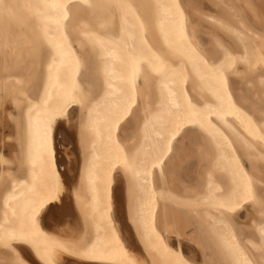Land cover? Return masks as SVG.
Segmentation results:
<instances>
[{
  "label": "bare ground",
  "instance_id": "obj_1",
  "mask_svg": "<svg viewBox=\"0 0 264 264\" xmlns=\"http://www.w3.org/2000/svg\"><path fill=\"white\" fill-rule=\"evenodd\" d=\"M194 1L0 0V235L30 231V264H112L121 246L137 264H264L261 209L219 207L245 172L264 184V37L213 0L235 47L211 53Z\"/></svg>",
  "mask_w": 264,
  "mask_h": 264
},
{
  "label": "snow or ice",
  "instance_id": "obj_2",
  "mask_svg": "<svg viewBox=\"0 0 264 264\" xmlns=\"http://www.w3.org/2000/svg\"><path fill=\"white\" fill-rule=\"evenodd\" d=\"M88 6L91 7L90 4ZM46 7H48V5H46ZM51 7L56 8L61 13V15L58 16L55 20L57 24H59L61 17L63 19L68 18L67 2L55 3L51 5ZM141 26L143 27V25ZM78 65H79V61H77V66ZM135 75H136V69L134 67L133 77H132L133 91L135 89ZM221 84L222 87L226 90L228 87L227 79L221 77ZM262 119H264V117H262ZM118 126H119V120L116 121L114 127L118 128ZM174 138L175 136H173V139ZM167 150L169 152L172 150L171 141L168 142ZM3 162L7 163V161H3ZM125 166L127 167V165ZM244 175L246 177V183L244 185L243 196L236 198L234 200L230 198L222 202L219 205V207L221 209H226L229 212H234L236 211V209L242 206V203L250 202L253 205H257L261 209V216L264 217V184L261 185V191L259 195H257L253 187L255 181L251 177H248L247 172H245ZM260 231H261V236H264V228H261ZM31 236L32 233L30 231H25L23 229H21L18 232H11V233H5L4 235H0V252H3L5 256V259L3 261H0V264H30L28 258L23 254L21 250L18 249L17 245L20 244L26 246L27 245L34 246V241L31 239ZM59 246L62 247V245ZM259 251L261 252L262 257H264V243L261 244ZM85 256L89 259L99 258L95 255L94 252L91 251L85 253ZM107 259H109L112 262V264H137L135 260L129 259V253L126 250H124L122 246L110 252L109 255L107 256ZM184 264H187V262L185 261ZM245 264H252V262L246 260Z\"/></svg>",
  "mask_w": 264,
  "mask_h": 264
},
{
  "label": "rangeland",
  "instance_id": "obj_3",
  "mask_svg": "<svg viewBox=\"0 0 264 264\" xmlns=\"http://www.w3.org/2000/svg\"><path fill=\"white\" fill-rule=\"evenodd\" d=\"M247 1L251 3V6L254 10H258L260 12L256 14V17H253L252 13H250L249 10L245 8L242 4L234 0H230L229 2L231 3L232 7L238 12L239 18L242 20L245 27L247 29H252L254 32L264 37V0H247ZM254 1H255V4L252 5ZM214 3L215 2L213 0L212 1L211 0H195L192 8H194L196 11H193L192 8L186 9V13L189 18L190 26L194 30L196 39L198 40V42L204 49L210 51L213 54L216 53V50H215V47L211 43L212 37L217 38L219 41L226 43L230 45L231 47H235L233 41L229 37L225 36L220 30H218L212 24H210L204 17L205 15H210L214 17L226 18L225 9L222 6L217 5L216 3L214 4ZM253 43L257 44L258 41L254 40ZM75 114L76 113L73 112V113H70L69 115V119L71 120L72 118V121L74 122H75L74 117L76 116ZM4 120L5 119L2 120L3 122L1 125L4 127L5 126L8 127L6 120L5 121ZM70 120H69V126L70 124L72 125ZM60 126L63 127L62 124H60ZM61 155H64V153L61 152ZM190 170L193 171L194 169L192 168ZM186 173H187V168L184 174ZM184 242L185 241H183L182 244L184 245L183 249L185 253L186 254L191 253V251H189L190 244L187 242L186 244Z\"/></svg>",
  "mask_w": 264,
  "mask_h": 264
}]
</instances>
